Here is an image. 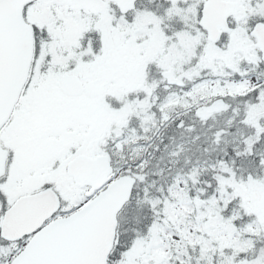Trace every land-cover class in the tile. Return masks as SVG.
<instances>
[{
	"label": "snow or ice",
	"instance_id": "6c2138e0",
	"mask_svg": "<svg viewBox=\"0 0 264 264\" xmlns=\"http://www.w3.org/2000/svg\"><path fill=\"white\" fill-rule=\"evenodd\" d=\"M0 264H264V0H0Z\"/></svg>",
	"mask_w": 264,
	"mask_h": 264
}]
</instances>
